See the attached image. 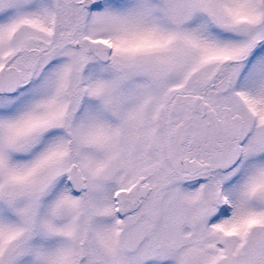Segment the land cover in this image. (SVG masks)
<instances>
[{
    "label": "snow or ice",
    "instance_id": "6c2138e0",
    "mask_svg": "<svg viewBox=\"0 0 264 264\" xmlns=\"http://www.w3.org/2000/svg\"><path fill=\"white\" fill-rule=\"evenodd\" d=\"M0 264H264V0H0Z\"/></svg>",
    "mask_w": 264,
    "mask_h": 264
}]
</instances>
